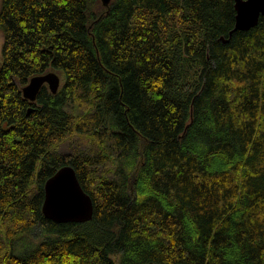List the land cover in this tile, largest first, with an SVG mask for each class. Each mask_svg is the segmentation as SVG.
Here are the masks:
<instances>
[{"label": "trees", "instance_id": "trees-1", "mask_svg": "<svg viewBox=\"0 0 264 264\" xmlns=\"http://www.w3.org/2000/svg\"><path fill=\"white\" fill-rule=\"evenodd\" d=\"M236 14L235 0H2L0 264H264V17L230 38ZM52 71L58 94L25 99ZM65 166L90 222L43 215Z\"/></svg>", "mask_w": 264, "mask_h": 264}, {"label": "water", "instance_id": "water-1", "mask_svg": "<svg viewBox=\"0 0 264 264\" xmlns=\"http://www.w3.org/2000/svg\"><path fill=\"white\" fill-rule=\"evenodd\" d=\"M103 6H110L112 0H101ZM236 22L230 32L231 38L235 32H247L259 25L264 17V0H235ZM222 41L228 42L222 38ZM2 70V55L0 60ZM62 78L57 72L33 77L22 90L25 99L36 102L42 88L48 86L53 95L58 94ZM32 112V108L28 114ZM44 202L42 212L45 218L57 223L84 224L93 220L94 202L84 190L76 170L72 166H65L49 178L44 186Z\"/></svg>", "mask_w": 264, "mask_h": 264}, {"label": "rangeland", "instance_id": "rangeland-1", "mask_svg": "<svg viewBox=\"0 0 264 264\" xmlns=\"http://www.w3.org/2000/svg\"><path fill=\"white\" fill-rule=\"evenodd\" d=\"M1 3H2V0H0V9H1ZM3 43H4V36H3L2 31L0 30V60H1V55H2V46H3Z\"/></svg>", "mask_w": 264, "mask_h": 264}]
</instances>
